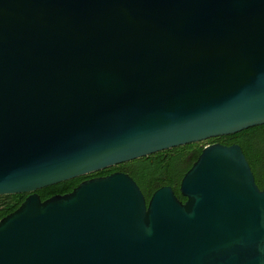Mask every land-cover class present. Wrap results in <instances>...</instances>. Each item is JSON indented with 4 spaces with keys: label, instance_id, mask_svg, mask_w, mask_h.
I'll return each mask as SVG.
<instances>
[{
    "label": "water",
    "instance_id": "water-1",
    "mask_svg": "<svg viewBox=\"0 0 264 264\" xmlns=\"http://www.w3.org/2000/svg\"><path fill=\"white\" fill-rule=\"evenodd\" d=\"M264 124V0H0V264H264V177L205 145L145 199L126 172Z\"/></svg>",
    "mask_w": 264,
    "mask_h": 264
},
{
    "label": "trees",
    "instance_id": "trees-1",
    "mask_svg": "<svg viewBox=\"0 0 264 264\" xmlns=\"http://www.w3.org/2000/svg\"><path fill=\"white\" fill-rule=\"evenodd\" d=\"M213 142L227 145L239 144L250 164L255 182L259 187L262 186L264 177V124L234 134L212 137L205 141L158 151L128 162L42 187L37 189L36 192L41 200H44L53 194H64L71 191L84 179L121 171L128 173L136 181L147 202L151 194L162 185H170L177 197L184 201L185 197L181 195L179 190L180 180L197 159L202 148ZM27 194L0 195V219L16 209Z\"/></svg>",
    "mask_w": 264,
    "mask_h": 264
},
{
    "label": "rangeland",
    "instance_id": "rangeland-1",
    "mask_svg": "<svg viewBox=\"0 0 264 264\" xmlns=\"http://www.w3.org/2000/svg\"><path fill=\"white\" fill-rule=\"evenodd\" d=\"M207 145V144H206Z\"/></svg>",
    "mask_w": 264,
    "mask_h": 264
}]
</instances>
